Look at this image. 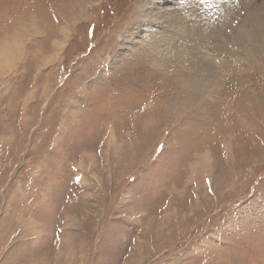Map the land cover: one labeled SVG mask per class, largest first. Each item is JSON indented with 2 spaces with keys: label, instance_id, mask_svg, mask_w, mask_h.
Instances as JSON below:
<instances>
[{
  "label": "rangeland",
  "instance_id": "374dc122",
  "mask_svg": "<svg viewBox=\"0 0 264 264\" xmlns=\"http://www.w3.org/2000/svg\"><path fill=\"white\" fill-rule=\"evenodd\" d=\"M157 1L0 0V264H264V51L124 49Z\"/></svg>",
  "mask_w": 264,
  "mask_h": 264
},
{
  "label": "bare ground",
  "instance_id": "6f19581e",
  "mask_svg": "<svg viewBox=\"0 0 264 264\" xmlns=\"http://www.w3.org/2000/svg\"><path fill=\"white\" fill-rule=\"evenodd\" d=\"M159 1L162 3V0ZM237 1L180 0L175 2L174 9L169 8L172 11L165 9L159 15L149 11V19L134 26L128 37L123 38L121 45L124 49L130 48L135 45L131 39H137L143 33L142 38L150 37L154 43L155 47L151 46L154 53L170 52L177 57L185 56L191 65L196 67L194 74L206 77L205 74L214 73L201 51L206 42L208 46H220L221 40H231L240 48L253 45L254 49L264 51V1L253 9L246 3ZM235 2L237 4H234ZM239 6L245 8L243 17H239L236 12ZM234 20L236 23L232 25ZM157 25L160 26L159 29ZM228 28L231 29V34L225 39L223 32ZM192 83H181V87L191 89L190 91H202L203 88H197V85Z\"/></svg>",
  "mask_w": 264,
  "mask_h": 264
}]
</instances>
